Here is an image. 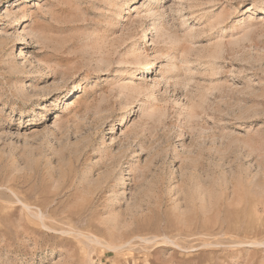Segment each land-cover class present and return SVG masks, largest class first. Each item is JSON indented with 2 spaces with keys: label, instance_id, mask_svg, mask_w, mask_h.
<instances>
[{
  "label": "rangeland",
  "instance_id": "rangeland-1",
  "mask_svg": "<svg viewBox=\"0 0 264 264\" xmlns=\"http://www.w3.org/2000/svg\"><path fill=\"white\" fill-rule=\"evenodd\" d=\"M0 264H264V0H0Z\"/></svg>",
  "mask_w": 264,
  "mask_h": 264
},
{
  "label": "bare ground",
  "instance_id": "bare-ground-1",
  "mask_svg": "<svg viewBox=\"0 0 264 264\" xmlns=\"http://www.w3.org/2000/svg\"><path fill=\"white\" fill-rule=\"evenodd\" d=\"M19 20H21V18H19ZM151 65H152V63L145 67V69H147V72L145 74H148L150 72Z\"/></svg>",
  "mask_w": 264,
  "mask_h": 264
}]
</instances>
